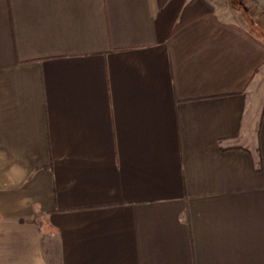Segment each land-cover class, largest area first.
I'll return each mask as SVG.
<instances>
[{"label": "crops", "instance_id": "obj_1", "mask_svg": "<svg viewBox=\"0 0 264 264\" xmlns=\"http://www.w3.org/2000/svg\"><path fill=\"white\" fill-rule=\"evenodd\" d=\"M259 40L264 0H0V264H264Z\"/></svg>", "mask_w": 264, "mask_h": 264}, {"label": "trees", "instance_id": "obj_2", "mask_svg": "<svg viewBox=\"0 0 264 264\" xmlns=\"http://www.w3.org/2000/svg\"><path fill=\"white\" fill-rule=\"evenodd\" d=\"M259 41L264 44V41H261V40H259ZM51 165H52V163H51V161H49V162H45V163L39 165L38 167L39 168H42V167H50Z\"/></svg>", "mask_w": 264, "mask_h": 264}, {"label": "rangeland", "instance_id": "obj_3", "mask_svg": "<svg viewBox=\"0 0 264 264\" xmlns=\"http://www.w3.org/2000/svg\"><path fill=\"white\" fill-rule=\"evenodd\" d=\"M248 2V1H247ZM238 4V2L237 3H235V5H237ZM238 7V9H241V11L244 9L243 8V6H241V7H239V6H237ZM249 27V26H248ZM251 27H253V23L251 24Z\"/></svg>", "mask_w": 264, "mask_h": 264}]
</instances>
